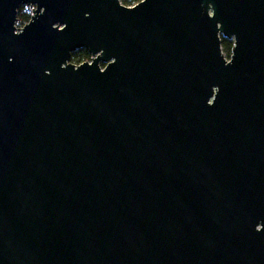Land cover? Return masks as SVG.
Returning <instances> with one entry per match:
<instances>
[{"label": "water", "instance_id": "water-1", "mask_svg": "<svg viewBox=\"0 0 264 264\" xmlns=\"http://www.w3.org/2000/svg\"><path fill=\"white\" fill-rule=\"evenodd\" d=\"M0 264H264V0H0Z\"/></svg>", "mask_w": 264, "mask_h": 264}, {"label": "trees", "instance_id": "trees-1", "mask_svg": "<svg viewBox=\"0 0 264 264\" xmlns=\"http://www.w3.org/2000/svg\"><path fill=\"white\" fill-rule=\"evenodd\" d=\"M141 1L142 0H121L122 4H124L126 6H134ZM24 8L25 7L22 6L19 9V14H18V17H19L21 24L28 23L31 19V15L23 13L22 10ZM233 46H234L233 40H230L227 38L222 39V49H223L224 54H226L227 56L231 55ZM89 61H92V56L85 49L77 50L76 52H74L72 54V57H71V63L76 64V65H80L84 62H89Z\"/></svg>", "mask_w": 264, "mask_h": 264}, {"label": "rangeland", "instance_id": "rangeland-1", "mask_svg": "<svg viewBox=\"0 0 264 264\" xmlns=\"http://www.w3.org/2000/svg\"><path fill=\"white\" fill-rule=\"evenodd\" d=\"M24 7H25V8L22 10L23 13L29 14V15H31V17H32V14H33V7H29V6H24ZM26 24H27V23H25V24H21V23H20V20H19V17H18V21H17V27H18V28L22 29ZM231 54H232V53H231ZM224 55H225L226 59L230 60L231 55H230V56H227L226 54H224ZM102 68H104L103 65H102Z\"/></svg>", "mask_w": 264, "mask_h": 264}]
</instances>
